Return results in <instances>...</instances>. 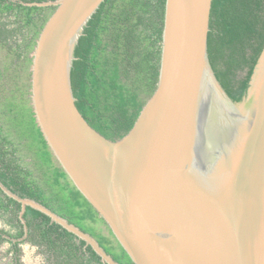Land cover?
Instances as JSON below:
<instances>
[{
  "label": "water",
  "instance_id": "1",
  "mask_svg": "<svg viewBox=\"0 0 264 264\" xmlns=\"http://www.w3.org/2000/svg\"><path fill=\"white\" fill-rule=\"evenodd\" d=\"M103 1L29 3L56 6L30 53L31 105L49 147L135 264H264V48L235 101L208 56L213 0H166L157 86L132 128L110 139L71 84L75 46ZM0 187L21 202L25 231L30 205L120 264L67 218Z\"/></svg>",
  "mask_w": 264,
  "mask_h": 264
},
{
  "label": "trees",
  "instance_id": "2",
  "mask_svg": "<svg viewBox=\"0 0 264 264\" xmlns=\"http://www.w3.org/2000/svg\"><path fill=\"white\" fill-rule=\"evenodd\" d=\"M0 0V181L39 201L95 237L120 264H135L106 220L63 169L36 123L31 105L32 57L55 5ZM166 0H104L74 50L71 84L86 120L110 139L124 136L154 92L159 76ZM264 48V0H213L208 56L228 95L241 101ZM0 187V242L21 264L22 244L47 264H108L86 241Z\"/></svg>",
  "mask_w": 264,
  "mask_h": 264
},
{
  "label": "rangeland",
  "instance_id": "3",
  "mask_svg": "<svg viewBox=\"0 0 264 264\" xmlns=\"http://www.w3.org/2000/svg\"><path fill=\"white\" fill-rule=\"evenodd\" d=\"M0 228H8L4 219L0 217ZM21 264H47L45 257L38 252L37 248L28 242L22 244ZM0 264H15L11 261L10 243L0 242Z\"/></svg>",
  "mask_w": 264,
  "mask_h": 264
},
{
  "label": "bare ground",
  "instance_id": "4",
  "mask_svg": "<svg viewBox=\"0 0 264 264\" xmlns=\"http://www.w3.org/2000/svg\"><path fill=\"white\" fill-rule=\"evenodd\" d=\"M223 121H224V123L222 125H225V126L223 127V129L222 128L221 129L224 131L226 138L227 137L229 138V136L232 134V132L234 131V129H231V125H230V122H229V118H225V119H223Z\"/></svg>",
  "mask_w": 264,
  "mask_h": 264
}]
</instances>
